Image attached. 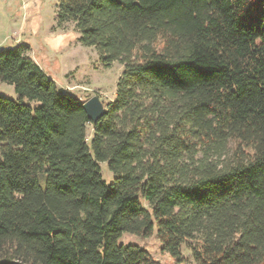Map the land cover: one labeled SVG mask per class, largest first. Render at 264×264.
<instances>
[{"label":"trees","instance_id":"16d2710c","mask_svg":"<svg viewBox=\"0 0 264 264\" xmlns=\"http://www.w3.org/2000/svg\"><path fill=\"white\" fill-rule=\"evenodd\" d=\"M55 21L122 70L92 123L28 44L0 48V264H161L118 242L154 229L177 259L264 264V0H59Z\"/></svg>","mask_w":264,"mask_h":264},{"label":"rangeland","instance_id":"374dc122","mask_svg":"<svg viewBox=\"0 0 264 264\" xmlns=\"http://www.w3.org/2000/svg\"><path fill=\"white\" fill-rule=\"evenodd\" d=\"M59 0H42L41 13L44 15V22L47 23L53 19L51 25H43L47 33L59 32L63 30H74L71 22L57 26L55 21V11ZM24 0H0V48L13 47L21 44L22 37L27 32L19 30L21 28L20 3ZM23 32L20 33V32ZM40 34L35 38L29 37L30 45L27 51L29 57L45 69V71L55 80L56 85L63 90L76 95L82 102L93 95H98L100 100L106 105L113 102L116 94V83L122 70V65L118 62H112L110 66L105 67L99 60L98 53L94 47L81 45L77 39L67 45L59 48L58 51H45ZM33 35V34H32ZM25 38V37H24ZM16 43V44H15ZM42 44V45H41ZM0 95L15 99V93L12 85L0 82ZM92 135V127L87 125V137ZM234 143L227 142L225 148L221 151L220 159H229L233 156ZM212 155L211 158H217L213 149L207 150ZM204 152L203 147H198L196 157ZM100 169L103 178L110 182L112 173L108 170L106 162L100 163ZM119 243L135 244L146 249L161 264H195L190 251L189 244H182L180 247V257L177 259L169 252L162 249L156 229L148 236H139L132 233H123L118 240ZM193 244V242H192Z\"/></svg>","mask_w":264,"mask_h":264},{"label":"crops","instance_id":"0c3cea01","mask_svg":"<svg viewBox=\"0 0 264 264\" xmlns=\"http://www.w3.org/2000/svg\"><path fill=\"white\" fill-rule=\"evenodd\" d=\"M41 4H42V0H24V2L20 3L19 7H20V12L22 13H21V23H20L21 28L19 30L23 31L25 29L23 31L25 32L27 29L25 35L23 34V32L19 31L24 35L21 38L22 39L21 43L30 45L29 37L35 38L36 34L42 33L40 34L41 39L43 41V45L41 44L42 47L47 49L45 51L49 50L55 53L56 51L59 50V48L67 45L70 42L75 41L78 38L79 34L75 30H68V29L59 32L56 31L54 33L53 32L47 33L46 28L43 25L46 24L51 25V23L53 24L54 21L52 19L47 23L44 22L45 17L41 13Z\"/></svg>","mask_w":264,"mask_h":264},{"label":"water","instance_id":"95a60500","mask_svg":"<svg viewBox=\"0 0 264 264\" xmlns=\"http://www.w3.org/2000/svg\"><path fill=\"white\" fill-rule=\"evenodd\" d=\"M81 105L92 123L97 122L105 112V106L98 95L91 96L89 99L82 102Z\"/></svg>","mask_w":264,"mask_h":264}]
</instances>
